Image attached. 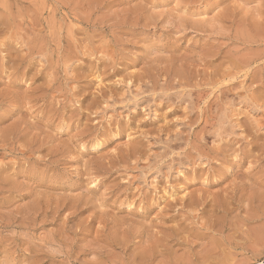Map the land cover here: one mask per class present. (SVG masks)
Returning a JSON list of instances; mask_svg holds the SVG:
<instances>
[{"label": "rangeland", "instance_id": "rangeland-1", "mask_svg": "<svg viewBox=\"0 0 264 264\" xmlns=\"http://www.w3.org/2000/svg\"><path fill=\"white\" fill-rule=\"evenodd\" d=\"M0 264H264V0H0Z\"/></svg>", "mask_w": 264, "mask_h": 264}]
</instances>
